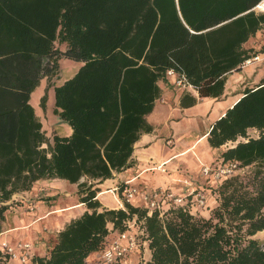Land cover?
Returning <instances> with one entry per match:
<instances>
[{"label":"trees","instance_id":"obj_1","mask_svg":"<svg viewBox=\"0 0 264 264\" xmlns=\"http://www.w3.org/2000/svg\"><path fill=\"white\" fill-rule=\"evenodd\" d=\"M261 1L0 0V222L15 204L12 195L40 179L77 183L86 206L45 254L19 264H86L111 231L126 230L137 234L136 254L148 251L137 264H264L256 235L264 231V80L246 87L207 137L212 148L229 144L216 162L255 169L203 185V205L194 191L182 204L149 209L132 205L120 187L123 207L106 208L95 186L133 165L134 144L153 129L146 116L168 70L199 97L218 98L227 75L264 52V45H245L264 29V11L254 9ZM60 58L82 63L52 85L53 113L72 132L47 137L30 99L41 79L57 75ZM196 102L186 93L180 105ZM0 264H11L1 249Z\"/></svg>","mask_w":264,"mask_h":264},{"label":"crops","instance_id":"obj_2","mask_svg":"<svg viewBox=\"0 0 264 264\" xmlns=\"http://www.w3.org/2000/svg\"><path fill=\"white\" fill-rule=\"evenodd\" d=\"M262 37L264 29L259 30L245 45L254 47ZM61 59H58V73L59 78L60 76L63 78L55 83L56 85L72 77L82 64L76 61L77 65L68 63L62 67ZM232 74L229 73L227 78ZM174 78V75H167L164 80L159 81L160 97L146 116L153 129L151 132L142 133L135 142L133 165L114 172L111 178L95 184L99 189L96 198L102 207H123L125 200L119 196L120 187L123 188V194L124 190L135 189L129 200L132 205H145V196L159 188L169 189L178 195H187L193 190L200 191L198 189L205 183L214 182L202 175L201 167L215 163L219 150L223 147L212 148L207 140L208 132L214 121L220 118L243 92L235 94L229 90L226 79L223 95L218 98L199 97L195 89H182L176 86ZM43 80L47 79H41L38 85L41 88L47 85V81L44 83ZM55 84L48 86L49 95L47 94V106H51L52 109V85ZM186 93L195 96L197 102L182 107L180 101ZM201 120L205 122L202 129L199 126ZM40 121L47 137L69 136L72 132L71 127L56 114ZM158 165H162L165 171L158 169ZM16 200H20V203L11 205L0 222V243L6 242L11 245L19 241L29 242L31 245L29 257L45 254L53 244L57 232L86 210V206L80 202L77 195V183L60 178L38 180L30 190L13 194L9 202ZM110 234L114 236L116 231H111ZM16 251L20 253V250ZM90 255L86 264H96L97 256L91 258ZM19 263V260L11 261V264Z\"/></svg>","mask_w":264,"mask_h":264},{"label":"built area","instance_id":"obj_3","mask_svg":"<svg viewBox=\"0 0 264 264\" xmlns=\"http://www.w3.org/2000/svg\"><path fill=\"white\" fill-rule=\"evenodd\" d=\"M260 59V55L256 54L255 56L246 59L243 62V65L250 64L256 60ZM242 65V66H243ZM166 75H174V84L182 89H195L193 85H191L186 78L176 73L174 70H168ZM161 171H165L162 165L157 166ZM238 170H240L239 165L236 162L228 161V162H215L209 165H202L201 173L203 176L211 178L212 180H220L222 178L228 177L232 174H235ZM192 192L188 193H194ZM135 193L134 188H130L125 190L124 196L127 201H129ZM194 199L196 201L197 206H201L204 204L205 197L201 191H197L194 194ZM146 206L149 209L153 208H161L162 203H172V204H182L185 201V195L176 194L169 189L159 188L150 195L145 196ZM131 227L133 224L128 223ZM140 247V243L137 238V234L133 230H126L124 232H116V234L111 238L110 241L103 247L102 252L97 256V262L101 264H111L116 260L122 261L123 258L129 256L134 253L135 250ZM31 245L26 241H19L16 244V249L20 250V253H17L16 249L12 246L8 245L6 242L0 243V249L9 255V259L19 260L21 263H25L29 254Z\"/></svg>","mask_w":264,"mask_h":264},{"label":"rangeland","instance_id":"obj_4","mask_svg":"<svg viewBox=\"0 0 264 264\" xmlns=\"http://www.w3.org/2000/svg\"><path fill=\"white\" fill-rule=\"evenodd\" d=\"M255 11L260 12V11H264V9H260L258 7L255 6ZM264 45V37H262L260 40H258L257 44L253 47L255 50H259L261 48V46ZM257 54L260 55V59L256 60L250 64L247 65H243L242 69L240 71H237L236 73L230 75L227 78V82H228V88L229 90L231 89L233 92H235V94H238L240 92H243L244 89L246 87H253L256 84H258L259 82L264 80V52H258ZM61 64L62 67L65 66V64H74L77 65L78 63L76 61H68L66 60V58H62L61 59ZM63 78V77H62ZM61 76L59 78V73L57 77H52V83L47 81V80H43L44 83H46L47 81V85H45L44 88H41V86H37L35 88V90L33 91L32 95H31V100L30 103L31 105L34 107V110L37 114V116L39 117V119H44L47 120L49 119V117L51 115H53V110L51 108V106H47V100H48V96H46V101H45V106L42 107L41 106V97L47 93L48 94V86H50L51 84H55L57 82L61 81ZM236 79V81L234 82V80ZM43 89V91H42ZM49 95V94H48ZM205 122L204 121H200V127L202 129V127L204 126ZM250 135H256V132L253 130H250ZM229 144H227L226 146H228ZM223 146V147H226ZM255 169V166H247L244 168H241L240 170H238L235 174L239 173L240 175H249L251 174V172ZM207 183H205L204 185H206ZM20 203V200H16L15 203ZM257 236H259V238L263 241L262 245L264 246V231L259 232L258 234H256ZM113 237L112 234H110L107 238V242L111 240V238ZM16 244L17 243H13L10 246H12L14 249H16ZM106 246V245H105ZM104 246V247H105ZM102 252V250H97L94 251L92 253H90V257L92 258V256H98V254H100ZM146 257H148V251L146 250V248H142V252L141 254H136L135 252L129 256H126L125 258L122 259V262L124 264H137L139 262V260L141 259H145Z\"/></svg>","mask_w":264,"mask_h":264},{"label":"bare ground","instance_id":"obj_5","mask_svg":"<svg viewBox=\"0 0 264 264\" xmlns=\"http://www.w3.org/2000/svg\"><path fill=\"white\" fill-rule=\"evenodd\" d=\"M258 8L260 9H264V0H262L258 5H257Z\"/></svg>","mask_w":264,"mask_h":264}]
</instances>
